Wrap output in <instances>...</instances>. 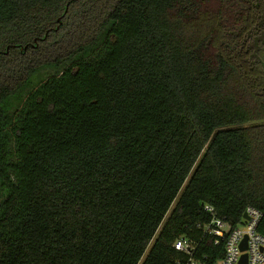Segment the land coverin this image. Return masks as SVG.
<instances>
[{
    "label": "trees",
    "instance_id": "16d2710c",
    "mask_svg": "<svg viewBox=\"0 0 264 264\" xmlns=\"http://www.w3.org/2000/svg\"><path fill=\"white\" fill-rule=\"evenodd\" d=\"M203 204L264 235V0H0V264H215Z\"/></svg>",
    "mask_w": 264,
    "mask_h": 264
},
{
    "label": "built area",
    "instance_id": "2783aa9c",
    "mask_svg": "<svg viewBox=\"0 0 264 264\" xmlns=\"http://www.w3.org/2000/svg\"><path fill=\"white\" fill-rule=\"evenodd\" d=\"M203 211L209 214L208 221L198 223L203 236L213 235L224 240V255L215 264H264V235L258 231L263 213L259 209L248 206L244 213L249 219L243 218V223L236 226L220 217L213 205L203 204ZM199 246L200 241L187 236L176 239L173 247L184 254V259H176L173 264H209L206 255L198 256Z\"/></svg>",
    "mask_w": 264,
    "mask_h": 264
},
{
    "label": "rangeland",
    "instance_id": "374dc122",
    "mask_svg": "<svg viewBox=\"0 0 264 264\" xmlns=\"http://www.w3.org/2000/svg\"><path fill=\"white\" fill-rule=\"evenodd\" d=\"M62 68L63 67L59 68V67H55V66H46V67L40 68L39 70L34 72L31 76L30 80L26 84V86L19 93L15 94L9 100H7V102L5 103V107L8 110H12L13 108H16L20 104L21 100L30 92V90L34 86H36L41 81L47 79L48 77L57 74L59 71H61ZM174 205H175V203L173 204L171 209H173ZM170 212H171V210H170ZM150 247H151V245H150ZM150 247H148L144 257L147 255ZM142 261H143V259H142Z\"/></svg>",
    "mask_w": 264,
    "mask_h": 264
},
{
    "label": "water",
    "instance_id": "95a60500",
    "mask_svg": "<svg viewBox=\"0 0 264 264\" xmlns=\"http://www.w3.org/2000/svg\"><path fill=\"white\" fill-rule=\"evenodd\" d=\"M243 218H244V219H249V216L247 215V213H244V214H243ZM242 246H243V247L246 246V243L243 242V245H242Z\"/></svg>",
    "mask_w": 264,
    "mask_h": 264
}]
</instances>
